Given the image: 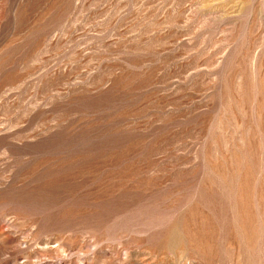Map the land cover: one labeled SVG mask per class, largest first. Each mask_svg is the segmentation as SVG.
I'll list each match as a JSON object with an SVG mask.
<instances>
[{
  "label": "rangeland",
  "instance_id": "obj_1",
  "mask_svg": "<svg viewBox=\"0 0 264 264\" xmlns=\"http://www.w3.org/2000/svg\"><path fill=\"white\" fill-rule=\"evenodd\" d=\"M0 264H264V0H0Z\"/></svg>",
  "mask_w": 264,
  "mask_h": 264
}]
</instances>
